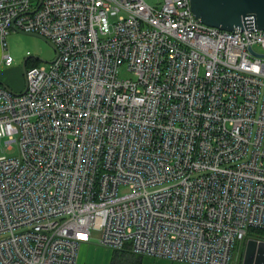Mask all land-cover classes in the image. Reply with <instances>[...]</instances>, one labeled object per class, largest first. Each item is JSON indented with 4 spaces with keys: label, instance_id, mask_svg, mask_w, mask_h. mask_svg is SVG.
<instances>
[{
    "label": "built area",
    "instance_id": "built-area-1",
    "mask_svg": "<svg viewBox=\"0 0 264 264\" xmlns=\"http://www.w3.org/2000/svg\"><path fill=\"white\" fill-rule=\"evenodd\" d=\"M57 56L0 85V264H78L100 244L233 264L264 231V30H225L191 0H0ZM259 47L260 49H258Z\"/></svg>",
    "mask_w": 264,
    "mask_h": 264
},
{
    "label": "rangeland",
    "instance_id": "rangeland-1",
    "mask_svg": "<svg viewBox=\"0 0 264 264\" xmlns=\"http://www.w3.org/2000/svg\"><path fill=\"white\" fill-rule=\"evenodd\" d=\"M150 3L159 5L162 0H148ZM260 49L259 47H257ZM6 53L13 57L11 65L3 60L2 41L0 40V81L15 91H22L26 86V77L23 62L28 56L35 59L37 64H49L34 57L53 60L57 56L55 47L42 37L12 29L6 36ZM31 66V65H30ZM4 147V139H0V149ZM1 151V150H0ZM103 231L94 230L90 242L83 243L79 249L78 264H111L114 248L100 244ZM255 238L264 241V231L250 229L247 236L237 242L233 252V264H243L247 241ZM145 257L142 264H145ZM150 257V256H149Z\"/></svg>",
    "mask_w": 264,
    "mask_h": 264
},
{
    "label": "water",
    "instance_id": "water-1",
    "mask_svg": "<svg viewBox=\"0 0 264 264\" xmlns=\"http://www.w3.org/2000/svg\"><path fill=\"white\" fill-rule=\"evenodd\" d=\"M192 10L202 22L225 30L236 29H256L264 30V0H191ZM18 31L26 32L15 28ZM42 37L51 43L55 49L54 43L46 36L26 32ZM32 56H28L23 62L24 73H26V63ZM44 62H51L41 57H34ZM0 85L6 87L11 92L22 93L8 87L3 81ZM243 264H264V241L250 238L247 241Z\"/></svg>",
    "mask_w": 264,
    "mask_h": 264
},
{
    "label": "trees",
    "instance_id": "trees-1",
    "mask_svg": "<svg viewBox=\"0 0 264 264\" xmlns=\"http://www.w3.org/2000/svg\"><path fill=\"white\" fill-rule=\"evenodd\" d=\"M30 65H36L35 59H28ZM29 65V66H30ZM145 255L136 253L126 246L123 249H115L111 264H142Z\"/></svg>",
    "mask_w": 264,
    "mask_h": 264
},
{
    "label": "crops",
    "instance_id": "crops-1",
    "mask_svg": "<svg viewBox=\"0 0 264 264\" xmlns=\"http://www.w3.org/2000/svg\"><path fill=\"white\" fill-rule=\"evenodd\" d=\"M145 264H188V263L174 262V261H171V260H168V259H164V258L146 256L145 257Z\"/></svg>",
    "mask_w": 264,
    "mask_h": 264
},
{
    "label": "flooded vegetation",
    "instance_id": "flooded-vegetation-1",
    "mask_svg": "<svg viewBox=\"0 0 264 264\" xmlns=\"http://www.w3.org/2000/svg\"><path fill=\"white\" fill-rule=\"evenodd\" d=\"M30 64H31V63H29V62L27 61V63H26V69L29 67Z\"/></svg>",
    "mask_w": 264,
    "mask_h": 264
},
{
    "label": "bare ground",
    "instance_id": "bare-ground-1",
    "mask_svg": "<svg viewBox=\"0 0 264 264\" xmlns=\"http://www.w3.org/2000/svg\"><path fill=\"white\" fill-rule=\"evenodd\" d=\"M16 27L15 26H13V29H15ZM1 41H3V39L1 40ZM48 63V62H47Z\"/></svg>",
    "mask_w": 264,
    "mask_h": 264
}]
</instances>
